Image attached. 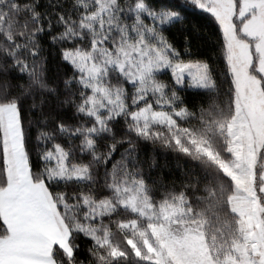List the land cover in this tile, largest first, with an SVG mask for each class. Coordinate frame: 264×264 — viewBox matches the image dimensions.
I'll return each mask as SVG.
<instances>
[{
    "label": "snow or ice",
    "instance_id": "obj_1",
    "mask_svg": "<svg viewBox=\"0 0 264 264\" xmlns=\"http://www.w3.org/2000/svg\"><path fill=\"white\" fill-rule=\"evenodd\" d=\"M0 264H264V0H0Z\"/></svg>",
    "mask_w": 264,
    "mask_h": 264
},
{
    "label": "trees",
    "instance_id": "obj_2",
    "mask_svg": "<svg viewBox=\"0 0 264 264\" xmlns=\"http://www.w3.org/2000/svg\"><path fill=\"white\" fill-rule=\"evenodd\" d=\"M181 3H183V0H180ZM192 22L193 24L196 23H202V21H198L197 18H192ZM205 32H207V29L204 30ZM175 39L178 42H183V36L180 35L179 32L175 33ZM145 151L147 152V154L151 157H154L160 167L157 168L154 172V175L156 174H166L168 172H175L176 170V165H177V161L175 160L174 154H168L167 152H165L163 149H153V147L151 145H148L145 148Z\"/></svg>",
    "mask_w": 264,
    "mask_h": 264
},
{
    "label": "rangeland",
    "instance_id": "obj_3",
    "mask_svg": "<svg viewBox=\"0 0 264 264\" xmlns=\"http://www.w3.org/2000/svg\"><path fill=\"white\" fill-rule=\"evenodd\" d=\"M184 38V37H183ZM192 47L195 51L198 47L203 50L204 47V41L198 36L196 33H193L192 35Z\"/></svg>",
    "mask_w": 264,
    "mask_h": 264
}]
</instances>
